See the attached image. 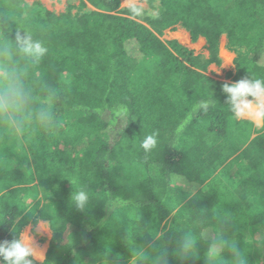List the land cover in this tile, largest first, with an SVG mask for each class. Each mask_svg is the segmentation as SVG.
Listing matches in <instances>:
<instances>
[{
	"label": "trees",
	"instance_id": "1",
	"mask_svg": "<svg viewBox=\"0 0 264 264\" xmlns=\"http://www.w3.org/2000/svg\"><path fill=\"white\" fill-rule=\"evenodd\" d=\"M85 1L94 10L56 14L39 1L0 0V72L16 71L29 94L27 104L0 111V240L44 222L51 238L40 264L261 259L264 117L255 125L237 118L225 82L203 73L220 63L225 37L230 83L264 79V0H146L155 15L144 23L120 0ZM177 27L192 43L203 38L207 57L160 40ZM17 33L47 54L25 57ZM46 110L52 125L39 118ZM154 133L157 146L144 149ZM80 191L83 208L72 199ZM188 237L191 254L176 255Z\"/></svg>",
	"mask_w": 264,
	"mask_h": 264
},
{
	"label": "clouds",
	"instance_id": "2",
	"mask_svg": "<svg viewBox=\"0 0 264 264\" xmlns=\"http://www.w3.org/2000/svg\"><path fill=\"white\" fill-rule=\"evenodd\" d=\"M19 51L27 58L38 62L43 58L48 49L43 43L28 34L17 33L15 37ZM0 82L4 86L0 88V111L5 113L12 105H25L29 102V94L25 90L23 82L19 79L16 71L9 70L5 75L0 72ZM221 92L225 96V105L236 115H259L264 117V79L241 78L234 82H225L221 85ZM8 120L13 127L20 128L23 121L15 115L9 114ZM40 120L44 125L53 124V113L46 110L40 113ZM123 124L128 121V109L121 105L117 108V116ZM157 146L156 134L148 136L142 147L151 150ZM72 199L79 208H83L87 202V195L80 191L73 195ZM15 232V229H13ZM194 243L190 237L185 238L178 245L176 255L183 257L191 254ZM234 252L238 251L234 249ZM43 253L35 242V237L31 230H23L15 234L11 240H0V264H40L37 254ZM167 256V253L163 254Z\"/></svg>",
	"mask_w": 264,
	"mask_h": 264
},
{
	"label": "rangeland",
	"instance_id": "3",
	"mask_svg": "<svg viewBox=\"0 0 264 264\" xmlns=\"http://www.w3.org/2000/svg\"><path fill=\"white\" fill-rule=\"evenodd\" d=\"M28 4H31L34 1H39L47 10L54 12L56 14L64 12L69 5H72V13H75L77 11L81 12H86V11H91L94 10L85 0H24ZM81 2H84L85 6L83 7L81 5ZM157 3L155 4V6ZM131 6H136L138 7V16L139 21L143 22V18L145 17H150L155 15V10L148 8V5L146 3V0H120V9L131 7ZM184 31L182 28L177 27L175 30H166L163 32V34L160 36V40L163 42L170 41V40H176L179 44H182L186 46L189 50H192L194 55H203L207 56V51L205 49V40L202 44L197 43L194 45H191L189 43L188 37H187V32ZM221 44H219V59L220 63L218 65H213L210 64L205 72L203 73L204 75L210 77L211 79L217 81V82H229L231 81L230 76L228 75L230 72H233V61H232V56L225 54L223 48H224V43H225V38L222 37L220 40ZM240 118H245L246 120H253L255 121V124H259V115H243L239 116ZM23 230H31L32 234L35 237V242L38 248L41 250L43 253L40 255L39 253L37 254V258L42 262L45 258V251L48 248V243L51 238V230L48 226L47 223L44 222H39L35 226H27ZM259 234V232L254 236L256 237ZM264 235V233H263ZM253 237V238H254ZM244 238H250V233ZM258 248V253L261 256V259H255L253 264H264V239L262 234H260L259 238H256V244L255 246ZM252 248V250H250ZM231 249H237L236 247H231ZM247 250L244 249V251ZM243 251V252H244ZM249 251V254L251 251H254L253 247L251 245L248 246L247 253ZM243 254V253H242ZM237 255V253H235ZM236 257V256H233ZM242 259L245 260V264H252V259L248 260V258L241 257ZM231 261V260H230ZM239 259L232 260V262H229V264H235V262H238Z\"/></svg>",
	"mask_w": 264,
	"mask_h": 264
},
{
	"label": "crops",
	"instance_id": "4",
	"mask_svg": "<svg viewBox=\"0 0 264 264\" xmlns=\"http://www.w3.org/2000/svg\"><path fill=\"white\" fill-rule=\"evenodd\" d=\"M185 31V30H184ZM186 33V32H185ZM187 37H188V40H189V43H191V45H194V44H197V43H200V44H202L203 42H204V39L203 38H201V37H199L194 43H192L191 42V40H190V36H189V34L187 33ZM225 38V37H224ZM222 39V38H221ZM220 39V40H221ZM202 40H203V42H202ZM220 44H221V41H220ZM225 44H226V40H225V43H224V48H223V50H224V52H225V54H228V55H231L232 56V58L234 59V54H232V53H229V52H227L226 51V49H225ZM182 45V44H181ZM184 46V45H183ZM186 47V46H185ZM220 47V46H219ZM208 55V54H207ZM218 56H219V54H218ZM205 57H207V56H205ZM233 59H232V61H233ZM214 65V64H213ZM237 118H240L239 116H237ZM260 118H261V116H260ZM253 123H254V125H255V121H253V120H251ZM46 252V251H45Z\"/></svg>",
	"mask_w": 264,
	"mask_h": 264
},
{
	"label": "water",
	"instance_id": "5",
	"mask_svg": "<svg viewBox=\"0 0 264 264\" xmlns=\"http://www.w3.org/2000/svg\"><path fill=\"white\" fill-rule=\"evenodd\" d=\"M241 119H245V118H241Z\"/></svg>",
	"mask_w": 264,
	"mask_h": 264
}]
</instances>
